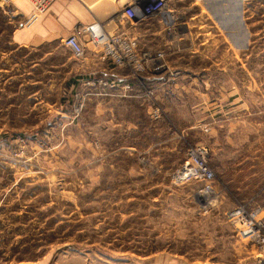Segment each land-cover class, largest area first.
Here are the masks:
<instances>
[{"label":"rangeland","instance_id":"rangeland-1","mask_svg":"<svg viewBox=\"0 0 264 264\" xmlns=\"http://www.w3.org/2000/svg\"><path fill=\"white\" fill-rule=\"evenodd\" d=\"M24 1L0 0V264H255L227 213L264 209V0H170L133 25L181 67L179 103L129 70L130 90L88 84L110 78L60 40L21 43ZM80 1L114 32L133 0ZM198 148L216 197L183 170Z\"/></svg>","mask_w":264,"mask_h":264},{"label":"built area","instance_id":"built-area-1","mask_svg":"<svg viewBox=\"0 0 264 264\" xmlns=\"http://www.w3.org/2000/svg\"><path fill=\"white\" fill-rule=\"evenodd\" d=\"M31 6L30 14L27 16L25 27H31L46 14L58 0H26ZM170 0H133L126 5L122 11V17L131 26L143 19H152L160 16L163 21L171 13ZM133 27V26H132ZM101 48L104 56L116 67L129 70L131 76L140 84L142 78L147 75L159 74L169 70L166 60V52L160 51L156 54L141 52L138 48L136 37L127 31L107 30L104 23L95 21L86 26L76 27L63 41V45L69 49L73 56L82 59L85 56L87 45ZM88 84L98 83L103 88L132 89L129 83H120L116 80L96 78L86 81ZM153 94V92H151ZM205 150L198 148L191 153V165H186L183 170L188 169L189 176L195 180L204 182L203 191L216 197L215 171L208 165L205 159ZM228 221L234 228L237 236L246 241L256 249L257 256L255 264H264V209L260 206H250L239 203L227 213Z\"/></svg>","mask_w":264,"mask_h":264},{"label":"crops","instance_id":"crops-1","mask_svg":"<svg viewBox=\"0 0 264 264\" xmlns=\"http://www.w3.org/2000/svg\"><path fill=\"white\" fill-rule=\"evenodd\" d=\"M24 2L27 5H24V7L21 8V12L23 16H28L31 11V6L28 1L25 0ZM129 3H131V1L128 3L117 4L124 8ZM91 6H93L91 3H85L80 0H58L51 9L34 24V27L31 30H20L17 31L15 35L21 43L34 47L36 45L38 46L41 42L52 40H60L63 44V41L76 27L86 26L95 21H99L94 13L89 10ZM113 22L116 25V32H132L133 25L131 26L130 23H127L122 15L113 19ZM81 61L84 66H86L87 70L108 77L111 80L122 82L127 78L126 75L122 73V69L116 67L104 56L101 48L94 47L90 44L87 45L85 56ZM180 77L181 67L171 65L169 66L168 71L145 76L153 87L156 89L162 88L160 93V96L162 95L160 97L162 101L174 102V100H176L177 103H179L181 99Z\"/></svg>","mask_w":264,"mask_h":264}]
</instances>
